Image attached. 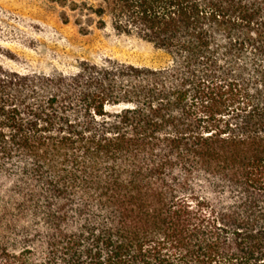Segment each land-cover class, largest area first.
<instances>
[{"label": "trees", "instance_id": "16d2710c", "mask_svg": "<svg viewBox=\"0 0 264 264\" xmlns=\"http://www.w3.org/2000/svg\"><path fill=\"white\" fill-rule=\"evenodd\" d=\"M49 1L169 61L0 62V264H264V0Z\"/></svg>", "mask_w": 264, "mask_h": 264}, {"label": "rangeland", "instance_id": "374dc122", "mask_svg": "<svg viewBox=\"0 0 264 264\" xmlns=\"http://www.w3.org/2000/svg\"><path fill=\"white\" fill-rule=\"evenodd\" d=\"M79 19L77 12L49 0H0V46L12 58L2 57L0 62L20 73L63 74L74 73L81 61L113 59L148 68L168 64V57L150 44L117 34L109 26L98 30L91 25L89 32L81 33Z\"/></svg>", "mask_w": 264, "mask_h": 264}]
</instances>
